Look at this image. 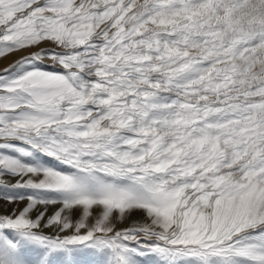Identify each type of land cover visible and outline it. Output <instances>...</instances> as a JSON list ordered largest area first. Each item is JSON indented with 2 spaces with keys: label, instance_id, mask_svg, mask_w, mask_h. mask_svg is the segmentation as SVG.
<instances>
[{
  "label": "snow or ice",
  "instance_id": "1",
  "mask_svg": "<svg viewBox=\"0 0 264 264\" xmlns=\"http://www.w3.org/2000/svg\"><path fill=\"white\" fill-rule=\"evenodd\" d=\"M237 11L0 0V59L25 53L0 70V264H264V79L235 63L264 16Z\"/></svg>",
  "mask_w": 264,
  "mask_h": 264
},
{
  "label": "rangeland",
  "instance_id": "2",
  "mask_svg": "<svg viewBox=\"0 0 264 264\" xmlns=\"http://www.w3.org/2000/svg\"><path fill=\"white\" fill-rule=\"evenodd\" d=\"M253 3V0H237V4H238V11H237V15L241 16V15H247L248 13L252 12V9L250 7V5ZM244 24H248V20H243L242 21ZM264 48H261L259 46H257L255 48V50L248 55L246 58H238L236 60V64L237 66L244 70L246 72V74L248 76H252V75H257L255 72V69L257 68L258 65H261L262 63H264ZM25 53H21L18 52L17 54H13V59L10 61V63H8L6 66H0V70L4 69L5 67H7L9 64H11L14 60H16L17 58H19L20 56L24 55Z\"/></svg>",
  "mask_w": 264,
  "mask_h": 264
},
{
  "label": "clouds",
  "instance_id": "3",
  "mask_svg": "<svg viewBox=\"0 0 264 264\" xmlns=\"http://www.w3.org/2000/svg\"><path fill=\"white\" fill-rule=\"evenodd\" d=\"M250 7L252 11H258L262 16H264V0H253V3L250 5ZM255 72L260 78L264 79V63L258 65L255 69Z\"/></svg>",
  "mask_w": 264,
  "mask_h": 264
},
{
  "label": "bare ground",
  "instance_id": "4",
  "mask_svg": "<svg viewBox=\"0 0 264 264\" xmlns=\"http://www.w3.org/2000/svg\"><path fill=\"white\" fill-rule=\"evenodd\" d=\"M17 54V53H16ZM13 55H9L6 59H0V66H6L13 59ZM22 207V205H21Z\"/></svg>",
  "mask_w": 264,
  "mask_h": 264
}]
</instances>
